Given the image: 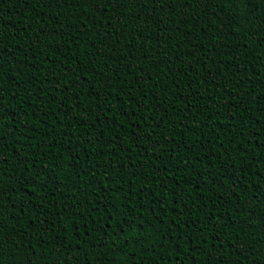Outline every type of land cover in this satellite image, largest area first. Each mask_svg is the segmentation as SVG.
I'll return each mask as SVG.
<instances>
[{
	"label": "trees",
	"instance_id": "obj_1",
	"mask_svg": "<svg viewBox=\"0 0 264 264\" xmlns=\"http://www.w3.org/2000/svg\"><path fill=\"white\" fill-rule=\"evenodd\" d=\"M0 264H264V0H0Z\"/></svg>",
	"mask_w": 264,
	"mask_h": 264
}]
</instances>
